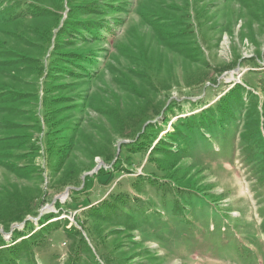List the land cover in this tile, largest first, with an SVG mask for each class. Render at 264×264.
I'll return each instance as SVG.
<instances>
[{"label": "rangeland", "instance_id": "1", "mask_svg": "<svg viewBox=\"0 0 264 264\" xmlns=\"http://www.w3.org/2000/svg\"><path fill=\"white\" fill-rule=\"evenodd\" d=\"M10 2L0 0V87L39 100L37 107L0 109H23L30 118L18 113L0 119V138L21 140L13 145L14 157L12 150L0 155V163L21 170L0 165V210L7 208L0 211V249L39 230L42 216L59 220L40 233L47 236L34 247L32 261L22 255L11 262L264 264V159L242 143L246 115L255 109L261 117L264 108L263 84L254 81L255 89L248 75L264 74V0ZM70 17L103 27L95 37L75 21L62 31ZM76 52L81 61L71 55ZM234 86L242 109L226 130L215 125L206 131L211 124L198 123L195 115ZM58 96L64 102L56 118L69 129L66 139L46 145L44 118L52 115L49 98ZM148 125L152 129L144 133ZM126 133L129 138L122 137ZM140 137L138 149L122 148ZM66 140L73 148L59 169L56 151ZM163 145L165 157L158 154ZM104 147L108 163L98 155ZM148 156L160 172L157 179H177L187 189L176 205L173 191L151 187V171L143 168ZM99 162L110 176L92 174ZM110 192L121 194L115 213L107 219L91 214ZM26 204L31 214L19 211ZM19 217L23 221L13 222ZM71 226L83 245L63 234Z\"/></svg>", "mask_w": 264, "mask_h": 264}, {"label": "trees", "instance_id": "2", "mask_svg": "<svg viewBox=\"0 0 264 264\" xmlns=\"http://www.w3.org/2000/svg\"><path fill=\"white\" fill-rule=\"evenodd\" d=\"M12 2H13V0H11L10 3H12ZM7 5L10 8L13 7V4L12 5L7 4ZM16 8H14V9H16ZM21 13H22V8L19 9V11L17 12L16 15H18V14L20 15ZM7 16H9V14ZM74 21H75L77 26H79V25L84 26V31H87L88 33L93 35V37L98 35L100 29L103 27L101 24L96 25L91 20H90V22L92 24L89 25L85 21H82V20L78 21V18L70 17L69 20H67L68 23L67 22L64 23L62 31L65 30L67 27H70V23H72ZM95 25H96L97 30L94 29ZM155 28H157V27H155ZM98 29H99V31H98ZM93 31H95V33ZM165 37H167V34H165ZM71 55H73L75 57V59L77 57L78 61H81L83 58L82 53L77 54V52H76V53H73ZM55 56H58V55H55ZM51 71H53V69H51L50 71L48 70L45 73V77H48L49 72H51ZM248 75L251 76L252 83H253L255 89H258V87L257 86L255 87L256 84L254 83V81H257L259 85L263 84V87H264V74L248 73ZM259 81H261L262 83H259ZM235 89H237V90H235ZM14 90H12L11 88L0 87V109L12 111V106H16V105L31 106L34 102H36L35 106L37 107L38 100H39L38 96H26L22 93L17 92L16 90L15 91ZM238 93H240L239 87L234 86L232 89H230L224 95L220 96L212 105H210L206 109L202 110L200 112V114H196L195 119L196 118L201 119V120H199L198 123L209 122V124H211V127L205 128L206 131H209L215 125L220 126V128L223 130L224 129L226 130L225 125H226V127L229 126L230 121L232 120V117H235V114L238 112V109H242L241 100H242L243 96L238 95ZM249 97L256 99V96H249ZM43 98L40 99L42 103L47 99V96L43 95ZM23 99H25V100H23ZM49 100L54 105L51 106L53 111H50V114H52V115L44 118V121L47 120V124H46L47 125L46 126L47 127L46 128L47 139H45L46 145H50L52 139L57 140L58 138H61V137L66 139L67 134H64V132L69 129L68 125L64 124V119H62V118L57 119L56 118V114L61 112L60 111L61 107H59V106L62 105V103L64 102L63 96H58L56 98H49ZM235 106H237L239 108L234 110ZM24 111L25 110H23V109H19V110H16V112H14V113L0 112V119L7 114L12 115V114L22 113L27 118V120L30 121V118L26 115V113ZM107 114H109V112H107ZM260 114H261V117H259L258 112H256L255 109H253L252 112H250L248 115H246L247 118L245 117L246 119H244V127H246L245 128L246 130H244V133L242 136V143L244 144L245 147H248V149L250 151L258 150L257 154L259 155V158L264 159V108L263 107H262ZM40 115L41 114L38 111H36V113L33 117H34V121L36 123L35 125H36L37 129L39 131H42V127H41L39 121L37 120V117H39ZM137 117L140 118V116H137ZM137 117H136V119H137ZM150 119H152V118L149 117V118H146L144 120L149 121ZM188 119H190V118H185L183 121V122H186L187 125L191 123ZM6 123L8 124V126L14 125V123L10 120H6ZM21 126L30 127L29 124L20 125V127ZM0 127H1V122H0ZM260 128H262L263 131ZM6 129H4V130H6ZM149 129H152V126L148 125L145 128L144 133L147 132V130H149ZM188 132L190 133L192 131H188ZM176 133L180 134L181 132L178 130ZM122 137L129 138V136H127V133L124 134V136H122ZM142 138L143 137H140L139 139L134 141L132 144L125 145L122 148L124 150L128 149V147L138 149V147H140V145H141ZM9 139L10 138H6V139L0 138V155L1 154H7L8 151H11L14 148L13 145L18 146L21 144V140H19L18 138H15L14 140H9ZM39 141L41 142V140H39ZM72 142L73 141H71V140H66V142L64 144H60L61 146L59 145L60 147L57 149L58 151H56V153L58 152V156H59V160H58V164H57L59 169L61 167H63L64 162H65V157L68 155L69 151L73 148ZM161 143L162 142L159 140L157 142V145L161 144ZM29 145H31L30 146L31 149H36L38 144L32 143ZM164 146H166V145H163L159 148L160 150H158V154L164 155V157H165V155L169 151ZM104 148H105V150L103 151L104 153L98 152V155H99V157L100 156L104 157L103 160L108 163V160L110 157V152H108L107 147H104ZM155 148L156 147H154L152 149V151ZM59 149H60V152H59ZM12 152H13V150L10 152L11 158L14 157ZM246 155H251V154L246 153ZM148 159H149V156L147 157L143 168H145V166H147L148 169H150V171H151L150 176L153 177L151 180L154 181V184H152L151 187L154 188L155 190L163 191L164 194L173 191L175 194L174 195V201H176L175 202V205H176L177 200L182 199L184 197V192H188L187 189L185 187H182L181 184L178 183L177 179H171L168 181L167 180H161L160 181V179H157L160 177L159 176L160 172L158 171V169H155L154 171L152 170L154 168L153 162H151V161L149 162ZM112 160H114L113 155H111V161ZM0 165L4 168L8 169L11 172L21 171L17 165L4 164V163H0ZM118 165H119L118 161H115V163H114L115 168ZM262 169H264V165L260 170H262ZM98 172L99 173L101 172V174H98L97 176H100V175L110 176L108 173H103L104 171L102 169H99ZM261 173H262V171H261ZM262 179L264 180V178H262ZM155 181H160V182L156 183ZM170 183H172V184H170ZM111 193L112 192H110V195L105 197L102 200V202H100L96 208L91 206L89 209H91V210L93 208L94 209L90 213L95 214L96 217H99L101 219H107V216L114 214L116 211V205L118 204L117 200H118V198H120L118 196H121V194L112 195ZM125 197H127V196H125ZM111 199H112V201H110ZM8 205H9V203H8ZM30 206H31L30 204H26L25 207H23V208L20 207L19 211L20 212L21 211H23V212L27 211L26 214H28V213L31 214ZM202 207H205V206H202ZM3 210H7V208H3L0 211H3ZM12 210H15V209H12ZM48 215L50 216V214H47V215L42 216L40 218L39 222H41L42 224L40 225L41 228L39 230L35 231L33 229L32 231H30L26 235H22V236L18 237L17 239H15L14 241H12V246L9 247V249L11 248L10 250L2 251L3 248L0 249V264H14L13 262H11L12 260H14L13 257L16 259V261H19V259L22 255H24L25 257H28V260L32 261V259L34 258V247L39 248V242L42 241V239H44V236L45 237L47 236V234H45V235L41 234L40 235L42 230H44L45 228H50L47 226L52 224V223L59 221V220L52 221L55 218V216L49 217ZM43 219H45V221H43ZM21 221H23L22 217H19L16 221H13V222L19 223ZM50 221H52V222H50ZM78 223L81 224L80 226L84 229V223L83 222H78ZM57 224H59V223H55L53 225H57ZM29 225H30V223L26 221V225L24 226V228L27 229L29 227ZM68 233H72L78 239V242H79L78 244L83 245L84 240L82 239V236L75 230V228H73L71 226L70 229L63 230V234L65 236ZM24 236H28V237L26 239H23ZM28 239H30L31 241L26 242L27 243L26 244L25 241H27ZM3 246L4 245H2V247ZM224 249H225V251H230L229 248H224ZM72 252H73L72 253L73 258H77L79 256V248L74 247V250Z\"/></svg>", "mask_w": 264, "mask_h": 264}, {"label": "water", "instance_id": "3", "mask_svg": "<svg viewBox=\"0 0 264 264\" xmlns=\"http://www.w3.org/2000/svg\"><path fill=\"white\" fill-rule=\"evenodd\" d=\"M101 165H102V162H99L98 165H97V167L95 168V170L92 172V174L96 173V172L100 169V166H101ZM92 174H89V175H92ZM66 195H67V193L64 194V196H66ZM55 199H58V198L55 197L54 200H55ZM53 202H54V201H53ZM42 214H43V213H40L39 216H38V218H40V216H41Z\"/></svg>", "mask_w": 264, "mask_h": 264}]
</instances>
